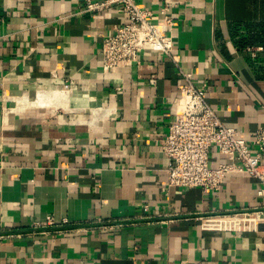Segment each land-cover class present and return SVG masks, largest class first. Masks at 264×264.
<instances>
[{
	"label": "crops",
	"instance_id": "1",
	"mask_svg": "<svg viewBox=\"0 0 264 264\" xmlns=\"http://www.w3.org/2000/svg\"><path fill=\"white\" fill-rule=\"evenodd\" d=\"M84 1L0 0V264H264L260 183L169 186L158 145L178 67L239 135L264 128V0H136L171 6V56L106 73L102 36L125 17Z\"/></svg>",
	"mask_w": 264,
	"mask_h": 264
},
{
	"label": "built area",
	"instance_id": "2",
	"mask_svg": "<svg viewBox=\"0 0 264 264\" xmlns=\"http://www.w3.org/2000/svg\"><path fill=\"white\" fill-rule=\"evenodd\" d=\"M109 7L120 11L125 21L113 25L109 33L102 36L103 72L137 64L139 53L144 50L171 56L173 13L169 3L158 9L157 17L154 10L136 0H85L82 9L95 13ZM178 72L184 84L175 100L174 117L158 142L167 160V185L218 190L228 173L246 172L260 183L257 194L264 196V128H258L250 140L239 135L211 107L205 86L193 82L191 72L179 67ZM211 149L227 155L232 161L210 165ZM256 212L264 216V202ZM51 225L55 222L47 216L45 226Z\"/></svg>",
	"mask_w": 264,
	"mask_h": 264
},
{
	"label": "trees",
	"instance_id": "3",
	"mask_svg": "<svg viewBox=\"0 0 264 264\" xmlns=\"http://www.w3.org/2000/svg\"><path fill=\"white\" fill-rule=\"evenodd\" d=\"M236 31H237V30H236ZM246 43H247V42L244 41L243 39L240 40V44H241V45H245Z\"/></svg>",
	"mask_w": 264,
	"mask_h": 264
}]
</instances>
